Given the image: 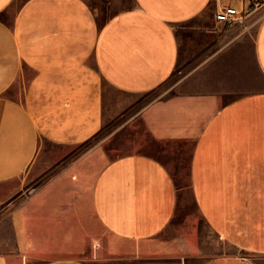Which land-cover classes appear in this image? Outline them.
I'll return each mask as SVG.
<instances>
[{
    "label": "crops",
    "instance_id": "crops-1",
    "mask_svg": "<svg viewBox=\"0 0 264 264\" xmlns=\"http://www.w3.org/2000/svg\"><path fill=\"white\" fill-rule=\"evenodd\" d=\"M14 2L0 0V184L19 180L5 201L16 246L0 264H189L199 247L165 236L183 188L154 156H85L23 189L48 175L38 162L44 144L70 148L99 135L106 93L154 92L181 65L192 72L179 92L140 115L153 141L192 145L197 211L239 250L201 264H264V5L250 14L256 30L243 33L216 15L249 12L251 0H135L100 27L86 0H27L7 23Z\"/></svg>",
    "mask_w": 264,
    "mask_h": 264
},
{
    "label": "rangeland",
    "instance_id": "rangeland-1",
    "mask_svg": "<svg viewBox=\"0 0 264 264\" xmlns=\"http://www.w3.org/2000/svg\"><path fill=\"white\" fill-rule=\"evenodd\" d=\"M27 0H15L11 8L2 16L9 23L17 11V8ZM92 7L99 27L105 25L116 14L132 9L136 6L135 0H86ZM253 23L247 32L256 30ZM245 33V32H243ZM192 72V67L181 65L177 72L159 89L142 95H130L116 91H109L105 95V125L103 130L91 141L73 146L61 148L59 146L44 144L39 157L41 175L48 173L43 180H33L25 183L23 189L29 192L37 189L47 178L56 176L63 166L70 162L80 160L85 156H92V160L101 164L112 161L128 154H146L161 160L167 165L175 177L179 187L183 188L180 193V203L177 215L171 228L167 231L168 238L184 236L199 247V251L193 254L189 264H201L209 258L222 254H239V250L225 244L219 239L209 225L199 215L193 200L190 188V153L191 144L184 142L162 144L153 141L151 134L146 129L140 113L152 101L161 97L178 93L179 83L183 82ZM192 76L190 77V79ZM214 82L216 80L213 76ZM236 93L232 92L234 96ZM99 158V159H98ZM102 162V163H103ZM52 163H62L53 171H44ZM64 164V165H63ZM44 169V170H43ZM40 175V176H41ZM19 180L0 184V252L12 250L16 246L13 229L8 218L10 210H5L7 201L18 189ZM80 257V256H76ZM32 264L45 263L41 259H31ZM92 264H177L170 261L136 262L125 258L91 259Z\"/></svg>",
    "mask_w": 264,
    "mask_h": 264
},
{
    "label": "built area",
    "instance_id": "built-area-1",
    "mask_svg": "<svg viewBox=\"0 0 264 264\" xmlns=\"http://www.w3.org/2000/svg\"><path fill=\"white\" fill-rule=\"evenodd\" d=\"M263 5L264 0H251L250 11L246 13L235 7L226 6L217 13L216 20L227 26L240 28L242 32H247L253 26L249 20L251 12L258 10Z\"/></svg>",
    "mask_w": 264,
    "mask_h": 264
}]
</instances>
